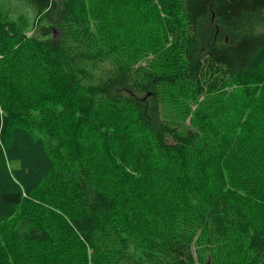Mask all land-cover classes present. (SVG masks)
I'll return each mask as SVG.
<instances>
[{
  "label": "trees",
  "instance_id": "16d2710c",
  "mask_svg": "<svg viewBox=\"0 0 264 264\" xmlns=\"http://www.w3.org/2000/svg\"><path fill=\"white\" fill-rule=\"evenodd\" d=\"M0 264H264V0H0Z\"/></svg>",
  "mask_w": 264,
  "mask_h": 264
},
{
  "label": "rangeland",
  "instance_id": "374dc122",
  "mask_svg": "<svg viewBox=\"0 0 264 264\" xmlns=\"http://www.w3.org/2000/svg\"><path fill=\"white\" fill-rule=\"evenodd\" d=\"M193 249H195V246L193 247Z\"/></svg>",
  "mask_w": 264,
  "mask_h": 264
}]
</instances>
